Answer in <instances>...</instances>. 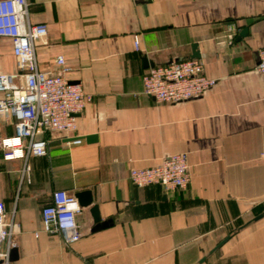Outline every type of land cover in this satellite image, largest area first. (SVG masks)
<instances>
[{"label":"crops","instance_id":"1","mask_svg":"<svg viewBox=\"0 0 264 264\" xmlns=\"http://www.w3.org/2000/svg\"><path fill=\"white\" fill-rule=\"evenodd\" d=\"M27 4L30 23L47 26L35 44L38 67L57 72L62 57L71 68L67 80L92 101L77 115L73 136L81 144L54 135L45 156L12 160L0 148V211L19 225L11 264H196L263 211L264 75L255 66L264 46V0ZM244 28L247 35L236 42ZM192 44L215 85L175 105L143 95V75L190 59ZM14 71L10 41L0 38V74ZM13 134V122L0 117V140ZM181 152L188 155L187 189L165 193L129 182L130 169ZM54 191H90L108 226L93 232L89 208H81L75 244L65 247L43 233L40 212ZM202 264H264V218Z\"/></svg>","mask_w":264,"mask_h":264},{"label":"built area","instance_id":"2","mask_svg":"<svg viewBox=\"0 0 264 264\" xmlns=\"http://www.w3.org/2000/svg\"><path fill=\"white\" fill-rule=\"evenodd\" d=\"M132 1L151 3L154 0ZM229 31L226 39L230 45L234 29ZM46 35L45 24L30 23L27 0H0V38L10 41L15 66L14 72L0 74V117L11 120L14 129L11 137L0 140V148L7 151L6 160L45 156L54 135L65 139L66 145L82 142L73 136L76 119L92 101V96L67 80L71 68L62 57L56 58L57 72L38 67L35 44ZM134 47L138 50L137 38H134ZM255 71L264 75V46L257 51ZM215 82L205 75L200 60L172 61L152 67L143 75L142 94L156 102L175 105L202 97ZM128 180L138 189L156 185L165 193L185 190L190 183L188 155L174 153L154 167L130 169ZM80 212L75 197L54 191L50 203L40 212L41 231L59 237L69 247L80 239L76 223ZM18 231L19 225L13 220L7 222L4 212L0 211V264H11V253L17 247L14 236Z\"/></svg>","mask_w":264,"mask_h":264},{"label":"water","instance_id":"3","mask_svg":"<svg viewBox=\"0 0 264 264\" xmlns=\"http://www.w3.org/2000/svg\"><path fill=\"white\" fill-rule=\"evenodd\" d=\"M247 35V29L244 28L241 30L237 37L235 38V41H239L240 38H243ZM197 45L192 44L191 45V55L190 59L191 60H199L200 56L198 51L196 50ZM143 62L145 63V59L143 58ZM90 139H95V137H91ZM75 199L77 200L79 206L81 208H89V213L93 219V222L95 226L93 227L92 231L96 232L98 230H101L105 227L108 226V223L110 221H100L99 215H98V210L96 205H92V196L90 191H82L78 192L74 195ZM264 218V210L258 213L257 215L253 216L251 219L234 229L231 233L226 235L221 241H219L213 248H211L207 253H205L198 261L196 264H202L205 262L215 251H217L223 244H225L230 238H232L234 235L239 233L240 231L246 229L247 227L251 226L252 224L260 221L261 219ZM17 250H13L11 253V261H15L17 259Z\"/></svg>","mask_w":264,"mask_h":264},{"label":"trees","instance_id":"4","mask_svg":"<svg viewBox=\"0 0 264 264\" xmlns=\"http://www.w3.org/2000/svg\"><path fill=\"white\" fill-rule=\"evenodd\" d=\"M264 210V209H263Z\"/></svg>","mask_w":264,"mask_h":264}]
</instances>
